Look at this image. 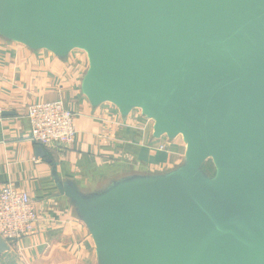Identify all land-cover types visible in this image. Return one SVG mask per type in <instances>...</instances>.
Listing matches in <instances>:
<instances>
[{"label": "water", "instance_id": "obj_1", "mask_svg": "<svg viewBox=\"0 0 264 264\" xmlns=\"http://www.w3.org/2000/svg\"><path fill=\"white\" fill-rule=\"evenodd\" d=\"M0 35L85 51L93 106L139 108L187 144L180 167L91 194L54 165L98 264H264V0H0Z\"/></svg>", "mask_w": 264, "mask_h": 264}, {"label": "crops", "instance_id": "obj_2", "mask_svg": "<svg viewBox=\"0 0 264 264\" xmlns=\"http://www.w3.org/2000/svg\"><path fill=\"white\" fill-rule=\"evenodd\" d=\"M82 52L61 58L0 35V191H27L39 217L32 233L0 245V264H98L94 239L60 193L54 165L62 181L91 194L128 175L164 174L183 164L180 142L155 137L142 111L122 115L113 103L91 104L82 90L89 69ZM51 101L75 113L77 134L67 148L42 145V156L27 115L32 104Z\"/></svg>", "mask_w": 264, "mask_h": 264}, {"label": "built area", "instance_id": "obj_3", "mask_svg": "<svg viewBox=\"0 0 264 264\" xmlns=\"http://www.w3.org/2000/svg\"><path fill=\"white\" fill-rule=\"evenodd\" d=\"M27 117L34 142L61 148L74 143L75 113L62 102L32 104ZM38 220L35 203L27 191L10 185L0 191V238L15 242L32 233Z\"/></svg>", "mask_w": 264, "mask_h": 264}, {"label": "rangeland", "instance_id": "obj_4", "mask_svg": "<svg viewBox=\"0 0 264 264\" xmlns=\"http://www.w3.org/2000/svg\"><path fill=\"white\" fill-rule=\"evenodd\" d=\"M82 51H83V50H82ZM82 53H85V51H83ZM136 109H137L138 111H141V109H139V108H136ZM166 137H167V136H166ZM167 138H168V137H167ZM174 140L180 142V146H179V148H180L182 154L185 156V152H186L187 144L185 143V141H184V139H183V136H182V135H179V136L173 138V141H174ZM184 161H185V157H184L182 163H184ZM182 163H181V164H182ZM203 168H204V170H205L209 175H211V176H213V175L215 174V172H216V168H215V165H214V162H213L212 159H208V160L204 163Z\"/></svg>", "mask_w": 264, "mask_h": 264}]
</instances>
